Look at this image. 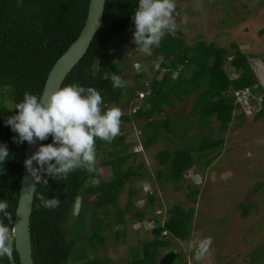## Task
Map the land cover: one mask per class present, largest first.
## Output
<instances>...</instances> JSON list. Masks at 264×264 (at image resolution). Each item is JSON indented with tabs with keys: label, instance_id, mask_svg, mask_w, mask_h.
<instances>
[{
	"label": "trees",
	"instance_id": "1",
	"mask_svg": "<svg viewBox=\"0 0 264 264\" xmlns=\"http://www.w3.org/2000/svg\"><path fill=\"white\" fill-rule=\"evenodd\" d=\"M88 2L0 0V144H6L10 154L3 163L6 172L0 175V200L9 203L8 211L13 219L11 222L4 219V223L10 231L18 200L25 142H14L13 137L17 134L5 120L18 111L9 109L22 101L26 91L40 96L50 68L78 36L86 18ZM137 7L138 0H105L99 29L84 55L60 85L78 83L84 87H94L101 93L105 107L118 106L123 115L120 134L111 143L96 139V153L101 157L96 164V172L90 174L77 169L65 180L57 181L49 177L48 185H37V196L43 193L49 199L57 197L60 204L55 209L44 208L37 196H33L30 234L34 264H67L75 256L81 259L78 264H102L100 258L89 257L86 250L93 245L91 240L104 245L105 233L112 226L113 218L117 224H123L124 214L132 212L134 208L132 197L136 191L129 186V182L143 175L140 171L142 163L133 166L129 162L138 152L133 150L134 142H128L122 133L123 123L142 121L140 143L145 148L154 145L161 134L169 141L172 146L156 154L162 168L156 170L155 177L159 188L167 183L177 188L195 165H208L216 154L208 155L223 144V138L215 135L211 124L217 121L218 131L228 128L238 107L234 90L256 86L253 91L259 92L261 106L264 107V90L246 53L238 50L237 46L228 53L225 48L204 40L189 44L180 28L175 34H166L160 45L155 46L154 55L160 58L158 67L154 68L148 80L140 82L137 79L133 86L114 89L111 77L113 74L120 76L121 69L120 62H110V52L115 45L111 39L120 42L129 40L135 30L132 17ZM259 32L263 34L264 28ZM130 45L135 46L133 39ZM123 63H127L126 59ZM228 66L235 70V76L229 75ZM152 67L155 66L150 65ZM136 76L140 78L143 72ZM194 92L197 95L190 114L199 121L198 130L186 137L183 131L187 121L170 117L165 108L173 106L174 98L181 99L182 95ZM124 96L128 102L136 100L139 104L130 107L131 114H126L120 105ZM161 114H164L163 118L158 117ZM262 115L263 109L255 117ZM236 116L242 117L243 114L238 112ZM51 142L52 137L49 135L42 144ZM147 175L150 177L149 173ZM126 185L128 200L121 208L118 198ZM80 193L95 195V201L91 208L81 201L75 214V223L68 229L66 222ZM197 193V188L190 189L188 199L196 202ZM142 198L145 205L134 210L133 216L141 221L153 219L151 237L142 242V254L134 257L131 264H185L182 253L170 248L164 253L160 250L170 247L172 237L181 240L189 238L195 207H184L180 202H175L168 209L169 216L161 220L153 210L155 194L145 192ZM241 206L245 212L248 211L249 204L242 203ZM112 208L115 209L113 218L109 217ZM100 211L103 216L95 215ZM88 213H91L92 222L90 232L86 233ZM0 219H3L2 214ZM123 234V230H115L116 238ZM81 240L88 244L81 246ZM13 247L15 264H20L14 240ZM256 256L255 251L250 253L247 264H264V260L258 262ZM0 264L10 262L7 257H3L0 258Z\"/></svg>",
	"mask_w": 264,
	"mask_h": 264
},
{
	"label": "rangeland",
	"instance_id": "2",
	"mask_svg": "<svg viewBox=\"0 0 264 264\" xmlns=\"http://www.w3.org/2000/svg\"><path fill=\"white\" fill-rule=\"evenodd\" d=\"M176 5L179 10L175 20L187 43L194 44L199 40L213 42L228 53L237 46L238 50L248 55L251 68L264 90V33L260 35L259 32L264 28L263 0H176ZM132 39L133 33L126 42L111 39L115 45L110 52V62H120V76L127 86H133L137 79L140 82L148 80L160 58L154 55L155 46L151 56L141 54L135 48L136 45H130ZM125 59L127 63L124 65ZM150 65L155 67L150 68ZM139 72H143V76L137 78ZM227 72L231 77L235 76L232 67L228 66ZM196 95L197 92H194L182 95L181 99L174 98L173 106L165 108L170 117L187 121L183 131L186 137L198 130L199 121L190 114ZM120 105L126 114H131L130 107L139 104L136 100L128 102L124 96ZM237 114L235 110L225 131L217 130V121L211 124L215 135L223 138V144L208 155L216 154L208 165H195L177 188L169 183L159 188L155 177L156 170L162 168L156 154L163 148H170L172 145L169 141L161 134L154 145L145 148L140 143L142 121L123 123L122 133L128 142H134L133 150L138 152L129 162L133 166L142 163L140 171L143 175L129 182V186L136 191L132 197V212L124 214L123 224H117L113 218L115 209L112 208L109 214L113 218L112 226L105 233L104 245L91 240L93 245L86 250L89 257L100 258L102 264H131L134 257L141 256L142 242L151 237L153 219L138 220L133 216V211L142 208V195L145 192H153V210L161 220L169 216L168 209L175 202L196 209L189 238L181 240L172 237L170 247L160 250L161 253L169 248L178 251L183 254L185 264H247L250 253L254 251L258 262L264 260V115L238 117ZM158 117L163 118L164 114ZM96 159L98 164L101 157L96 156ZM192 188L198 189L194 203L187 197ZM127 200L126 185L119 195L118 206L122 208ZM81 201L91 208L95 195H78L66 222L68 229L75 223V214ZM242 203L249 204L247 212L241 206ZM95 215L103 216L101 211ZM91 219V213H88L86 233L90 232ZM116 229L123 230V236L116 238ZM84 235H81V239ZM206 237L212 239L210 251L198 262L194 258L195 249L199 241ZM79 244L83 246L88 243L81 240ZM78 263H81V259L75 256L67 264Z\"/></svg>",
	"mask_w": 264,
	"mask_h": 264
},
{
	"label": "clouds",
	"instance_id": "3",
	"mask_svg": "<svg viewBox=\"0 0 264 264\" xmlns=\"http://www.w3.org/2000/svg\"><path fill=\"white\" fill-rule=\"evenodd\" d=\"M176 9V0H138L132 17L135 24L133 43L141 54L151 56L152 48L159 46L166 34H175L178 29ZM111 80L114 89L127 86L119 75L113 74ZM261 109L263 106L253 114H246L239 105L237 107L238 112L248 117L255 116ZM11 110L18 111L7 116L5 123L17 134L13 137L17 144L27 142L31 145L37 140H47L49 135L52 137L51 143L41 144L25 160V167L33 178L27 187V193L31 196H37L38 184L48 185L49 177L61 181L77 169L90 174L96 172V139L111 143L120 134L123 115L118 106L105 107L101 93L94 87H84L78 83L56 88L43 96L26 91L22 101L15 103ZM9 155L7 145L0 144V175L6 172L3 163ZM34 161L38 167L33 166ZM37 198L44 208L55 209L60 204L57 197L49 199L43 193L38 194ZM8 208V201L0 200V214L3 217L0 219V258L7 257L10 264H15L13 235L4 223V219L9 222L13 219ZM211 244V237L199 241L194 254L196 261L205 258Z\"/></svg>",
	"mask_w": 264,
	"mask_h": 264
},
{
	"label": "water",
	"instance_id": "4",
	"mask_svg": "<svg viewBox=\"0 0 264 264\" xmlns=\"http://www.w3.org/2000/svg\"><path fill=\"white\" fill-rule=\"evenodd\" d=\"M104 4L105 0H89L86 18L78 36L70 43L67 49L50 68L40 96L46 95L56 88H60L67 73L84 55L93 35L100 27L104 12ZM41 144L42 141L37 140L35 144L31 145L25 142L24 146L18 200L11 229L20 264H34L30 234V215L33 196L27 193V187L32 182L33 178L25 167V160L31 156ZM33 166L38 167L35 161L33 162Z\"/></svg>",
	"mask_w": 264,
	"mask_h": 264
},
{
	"label": "built area",
	"instance_id": "5",
	"mask_svg": "<svg viewBox=\"0 0 264 264\" xmlns=\"http://www.w3.org/2000/svg\"><path fill=\"white\" fill-rule=\"evenodd\" d=\"M233 93L235 102L246 114H253L260 109L262 98L260 94L253 92L252 88L245 87L239 90H234ZM140 95H142V93H140Z\"/></svg>",
	"mask_w": 264,
	"mask_h": 264
}]
</instances>
